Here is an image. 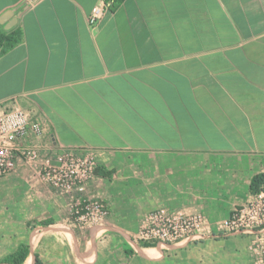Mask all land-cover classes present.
Returning a JSON list of instances; mask_svg holds the SVG:
<instances>
[{
    "label": "crops",
    "instance_id": "1",
    "mask_svg": "<svg viewBox=\"0 0 264 264\" xmlns=\"http://www.w3.org/2000/svg\"><path fill=\"white\" fill-rule=\"evenodd\" d=\"M98 2L0 0V111L30 110L53 157L92 149L105 230L157 258L131 241L149 210L214 231L264 173V0H123L91 27Z\"/></svg>",
    "mask_w": 264,
    "mask_h": 264
},
{
    "label": "rangeland",
    "instance_id": "2",
    "mask_svg": "<svg viewBox=\"0 0 264 264\" xmlns=\"http://www.w3.org/2000/svg\"><path fill=\"white\" fill-rule=\"evenodd\" d=\"M39 165L21 161L0 179V264H9L3 260L20 245L29 249V264H35V254L38 264H250L251 236L222 237L214 231L201 239L159 247L157 258L127 254L123 239L104 228L110 209L106 218L80 227L71 216L69 197L42 177ZM87 189L86 197L96 195ZM46 221L51 223L45 225ZM89 229L94 239L85 246Z\"/></svg>",
    "mask_w": 264,
    "mask_h": 264
},
{
    "label": "built area",
    "instance_id": "3",
    "mask_svg": "<svg viewBox=\"0 0 264 264\" xmlns=\"http://www.w3.org/2000/svg\"><path fill=\"white\" fill-rule=\"evenodd\" d=\"M123 0H99L88 15L93 27L107 11ZM45 127L32 112L11 100L0 111V179L14 171L21 161L39 162L42 177L59 193L69 197L74 222L85 225L109 215V208L98 196L86 197L88 183L97 174L95 152L89 148L65 149L56 157L48 154L42 143ZM214 235L228 237L247 234L252 237L250 264H264V181L251 190L250 198L234 205L229 215L214 224ZM208 221L200 212L158 206L145 214L143 224L131 237L133 243L150 247L174 245L201 239L210 234Z\"/></svg>",
    "mask_w": 264,
    "mask_h": 264
},
{
    "label": "trees",
    "instance_id": "4",
    "mask_svg": "<svg viewBox=\"0 0 264 264\" xmlns=\"http://www.w3.org/2000/svg\"><path fill=\"white\" fill-rule=\"evenodd\" d=\"M2 38L3 37L0 35V44H1ZM262 181H264V173H259V174L254 175L251 179V190L255 189L257 185ZM49 223H51V221H46L45 225ZM142 246L150 247L153 245L145 243ZM125 252L127 254H130L133 252V249H131L130 247H127L125 249ZM28 253H29L28 247L26 245H20L14 253L7 256L3 261L9 264H22L25 258L27 257ZM34 258H35V264H38L39 263L38 255L35 254Z\"/></svg>",
    "mask_w": 264,
    "mask_h": 264
},
{
    "label": "water",
    "instance_id": "5",
    "mask_svg": "<svg viewBox=\"0 0 264 264\" xmlns=\"http://www.w3.org/2000/svg\"><path fill=\"white\" fill-rule=\"evenodd\" d=\"M13 13V12H12ZM11 13V14H12ZM8 14H10V12H8ZM13 20H12V23L10 24L11 26L17 21V19H16V15H13Z\"/></svg>",
    "mask_w": 264,
    "mask_h": 264
}]
</instances>
